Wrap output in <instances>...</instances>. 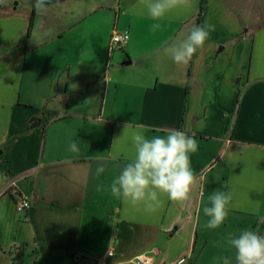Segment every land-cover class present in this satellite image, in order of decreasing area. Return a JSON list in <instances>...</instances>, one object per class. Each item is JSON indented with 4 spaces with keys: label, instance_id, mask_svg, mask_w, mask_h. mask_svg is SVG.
<instances>
[{
    "label": "crops",
    "instance_id": "obj_1",
    "mask_svg": "<svg viewBox=\"0 0 264 264\" xmlns=\"http://www.w3.org/2000/svg\"><path fill=\"white\" fill-rule=\"evenodd\" d=\"M138 3L51 0L38 12L33 0H0L3 264L15 251L43 264H129L141 254L156 264H235L229 234L264 235V0H191L161 21ZM205 23L215 31L188 64L163 53ZM114 32L129 35L121 53H110ZM126 124L196 139L189 201L163 196L145 212L104 191L132 155ZM217 189L233 200L225 223L207 229L203 207ZM23 200L31 206L21 214Z\"/></svg>",
    "mask_w": 264,
    "mask_h": 264
},
{
    "label": "clouds",
    "instance_id": "obj_2",
    "mask_svg": "<svg viewBox=\"0 0 264 264\" xmlns=\"http://www.w3.org/2000/svg\"><path fill=\"white\" fill-rule=\"evenodd\" d=\"M51 0H33L35 9L40 12ZM191 0H139L137 7L153 20L161 21L173 13L190 7ZM153 30L160 25L154 24ZM215 26L210 23L192 25L186 33L181 32L171 43L163 48V53L176 65H186L202 52L210 40ZM121 139L131 145V158L104 191L122 200L125 204L152 212L162 203L161 197L183 204L191 198L195 177L191 167L190 155L197 151L194 137L185 132L172 129L163 135L148 136L139 126L125 125ZM69 150L79 152L78 144L70 142ZM115 158V157H114ZM105 171L102 165L96 168L99 176ZM233 200L230 192L213 190L209 196V206L203 207L207 217V229L220 228L229 215ZM264 223V217H259ZM228 246L234 251L235 264H264V235L251 228L241 229L237 234L230 233ZM223 264H232L228 257H217Z\"/></svg>",
    "mask_w": 264,
    "mask_h": 264
},
{
    "label": "built area",
    "instance_id": "obj_3",
    "mask_svg": "<svg viewBox=\"0 0 264 264\" xmlns=\"http://www.w3.org/2000/svg\"><path fill=\"white\" fill-rule=\"evenodd\" d=\"M128 41H129L128 33L114 32L111 37V41H110V48H109L110 53L122 50ZM30 206L31 205L27 200H23L21 205L18 206L17 212L21 214L26 213L30 209ZM112 256H113V253L108 254V257H112ZM103 264H107V263L104 262ZM129 264H156V263L153 258L147 255L141 254V255L135 256L130 261Z\"/></svg>",
    "mask_w": 264,
    "mask_h": 264
},
{
    "label": "rangeland",
    "instance_id": "obj_4",
    "mask_svg": "<svg viewBox=\"0 0 264 264\" xmlns=\"http://www.w3.org/2000/svg\"><path fill=\"white\" fill-rule=\"evenodd\" d=\"M261 21V15L260 13L257 15V18H256V22L254 23L255 24H259V22ZM253 29L255 28L254 26H251ZM123 51H118L116 53H121ZM123 56L124 58V55H121ZM126 60L128 61L127 57L125 59H123L122 63H121V66L124 62H126ZM15 256H13V259H12V262L13 264H43L41 263L40 261H37L36 260V257L35 255H32V253H28L26 254H23V253H18V252H14ZM22 254V255H21ZM4 263L5 264H8V262L6 260H4ZM0 264H3V262L1 261Z\"/></svg>",
    "mask_w": 264,
    "mask_h": 264
},
{
    "label": "water",
    "instance_id": "obj_5",
    "mask_svg": "<svg viewBox=\"0 0 264 264\" xmlns=\"http://www.w3.org/2000/svg\"><path fill=\"white\" fill-rule=\"evenodd\" d=\"M34 122H35L34 124H36V125H39L40 124L39 119H35Z\"/></svg>",
    "mask_w": 264,
    "mask_h": 264
}]
</instances>
